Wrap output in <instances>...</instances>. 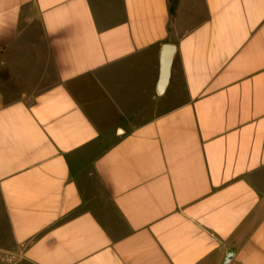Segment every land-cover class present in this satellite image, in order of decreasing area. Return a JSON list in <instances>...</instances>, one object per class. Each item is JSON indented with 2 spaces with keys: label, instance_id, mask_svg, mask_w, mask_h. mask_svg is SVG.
Here are the masks:
<instances>
[{
  "label": "crops",
  "instance_id": "crops-1",
  "mask_svg": "<svg viewBox=\"0 0 264 264\" xmlns=\"http://www.w3.org/2000/svg\"><path fill=\"white\" fill-rule=\"evenodd\" d=\"M227 254L264 264V0H0V264Z\"/></svg>",
  "mask_w": 264,
  "mask_h": 264
},
{
  "label": "water",
  "instance_id": "water-1",
  "mask_svg": "<svg viewBox=\"0 0 264 264\" xmlns=\"http://www.w3.org/2000/svg\"><path fill=\"white\" fill-rule=\"evenodd\" d=\"M171 58L172 53L165 51L164 57L162 61V67H161V74H160V81H159V88L158 93H162L166 87V84L169 79L170 70H171ZM231 254H227L224 258L223 263L226 264L230 259Z\"/></svg>",
  "mask_w": 264,
  "mask_h": 264
}]
</instances>
